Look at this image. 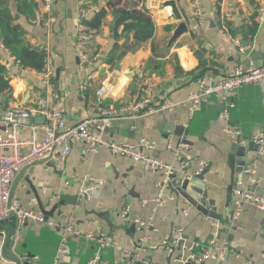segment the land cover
I'll use <instances>...</instances> for the list:
<instances>
[{
	"label": "crops",
	"instance_id": "crops-1",
	"mask_svg": "<svg viewBox=\"0 0 264 264\" xmlns=\"http://www.w3.org/2000/svg\"><path fill=\"white\" fill-rule=\"evenodd\" d=\"M212 1L216 2L215 9ZM134 2L150 14L154 33L146 42L130 49L135 43L132 32H122L121 25L115 39L114 27L116 12ZM83 5L88 17L102 8L107 12L100 29L90 32L85 39L87 52L99 53V57L93 64L81 67L75 44L78 15ZM262 5L263 0H200L201 24L193 30L197 19L193 15L192 0H53L50 13L43 9V0H0L2 14L6 9L12 16L23 42L30 46H47L55 69L60 68L58 78L55 70L52 83L63 98L61 104L68 125L104 108H120L137 99L149 98L148 105L154 108L166 99L180 102L171 109L138 117L128 113L127 117L111 120L106 135L116 142L129 143H136L141 136L149 138L155 144L153 153L175 167L179 163L174 149L183 144L189 160L185 173L192 174L199 168L200 161L205 163L201 174L203 190L207 200H213L219 218L205 215L172 192L163 184V172L133 163L105 148L84 152L82 141L71 143L62 169L53 161H39L22 170L13 183L11 197L17 198L24 207L40 211L37 196L48 210L58 194L86 193L87 199L78 206H61L52 217L63 222L72 218L83 234L100 233L110 239L116 247L104 248L103 259L112 260L129 251L154 264H187L188 247L195 242L207 244L216 231L217 243L228 246L231 253L224 260L208 259L199 264H264V211L246 205L232 216L235 179H241L248 190L264 197V154H258L257 150L245 151V165L251 173L232 170L238 168L236 162L241 160L240 154L232 153V163L229 159L233 144L246 147L249 141L254 142L255 135L264 131V78L231 93L235 105L229 110L227 120L219 117L221 102L211 99L194 111L183 102L196 90L195 79L200 72L218 77L234 65H247L250 61L263 64L264 10L259 11ZM166 6H171L172 16L167 14ZM180 21L186 23L187 31L169 44ZM221 21L228 37L217 29ZM252 22L257 23L256 32L253 37L244 39L246 26ZM115 43L119 48L113 51ZM0 64L5 67V76L12 87L5 106L32 109L44 96L54 102L41 86L38 71L20 66L3 44L1 30ZM195 69L197 71L192 73ZM88 74H92V78L86 80ZM100 86L108 88L110 93L99 96ZM31 122L37 120L33 118ZM176 126L186 129V135L176 134ZM228 126L240 131L238 142L226 131ZM30 131L23 130L21 137L27 138ZM37 136L40 138L42 133L38 132ZM177 175L183 176L179 171ZM159 193L161 204L154 200ZM124 206L130 207L131 216L153 222L155 231L148 232L147 240L142 243L139 238L146 232L121 219L120 211ZM9 222L14 231L6 225L2 229L6 238L8 234L14 235L7 240V258L2 256L3 244L0 245V264H14L9 255L18 256L23 263L28 252L32 254L31 263L52 264L62 238L58 229L35 221L21 226L15 220ZM171 228L173 238L175 234V237L182 234L183 239L179 243L173 240L168 246L166 241ZM65 246L60 264H88L96 249L85 237L70 234H65Z\"/></svg>",
	"mask_w": 264,
	"mask_h": 264
},
{
	"label": "built area",
	"instance_id": "built-area-1",
	"mask_svg": "<svg viewBox=\"0 0 264 264\" xmlns=\"http://www.w3.org/2000/svg\"><path fill=\"white\" fill-rule=\"evenodd\" d=\"M53 0H43V9L50 13ZM212 7L216 8V2L212 1ZM193 15L197 21L193 30L201 24L200 20V0H192ZM140 7V5H138ZM169 16H172L171 6L165 7ZM264 10L263 5L259 11ZM80 22L76 26V44L75 51L80 61V66L93 64L99 57V53H88L85 48V39L88 38L84 33L82 20L88 17V12L80 10ZM218 31L224 33L228 37L225 25L221 21L217 27ZM234 43L240 45L238 40ZM37 47L45 52L44 64L38 71V79L45 92L50 93V98L44 96L40 98L35 108L29 109L22 106L7 105L0 106V245L4 242L5 233L2 229L4 221L16 220L17 225L21 226L27 221H35L46 224L58 229L62 238L56 250L52 264H60L63 254L66 251L65 234L75 237L83 236L85 239L93 242L96 246L95 251L88 260V264H135L140 261L141 264H154L146 258H139L137 254L131 252H123L120 257L112 260L102 258V250L104 248H115V244L102 236L100 233L83 234L76 227L72 218L66 222L59 221L52 216L45 217L38 210L24 207L17 198L11 197V189L13 183L19 173L35 162L53 161L60 169L65 166L71 151V143L73 141H82L84 143V152H96L100 148H105L111 153L129 158L133 163H140L150 169L163 172L166 184L171 174L181 172L183 175L191 178L200 175L205 169V163L200 161L199 168L192 174L185 173L189 165L188 151L183 144H179L174 149L175 158L178 160V167L169 162L164 161L153 153L154 142L149 138L141 136L136 143L116 142L106 135V128L111 120L127 117L128 113L132 117H138L150 114L152 112L171 109L180 102L166 99L158 108L149 107V98H142L132 101L126 106L120 108L107 107L99 113H95L91 117H86L79 122L68 125L65 118V109L62 107V96L56 92L52 79L55 76V65L52 60L49 48L45 45H37ZM240 50L243 47L240 46ZM142 77V73H139ZM92 78V74H88L86 80ZM264 78V61L261 65H256L250 61L247 65H234L224 75L213 76L208 74H199L196 79L197 88L191 92L186 100L191 111L197 109L201 104L209 100H215L223 103L222 109L219 111V117L227 120L229 116V108L234 107L231 100V93L243 86L257 83ZM110 93L108 88L100 86L97 94L102 96ZM43 116V122H31L33 118ZM25 129H30L27 138L23 139L21 133ZM226 131L232 134L236 139L241 135L237 129L228 128ZM41 132L39 138L37 133ZM254 142L258 145V154H264V131L253 137ZM246 173H251V169H245ZM233 201L235 205V214L246 205L254 206L264 211V197L248 190L241 179H235L232 190ZM157 204H161V193L157 194L154 199ZM234 215V214H233ZM120 217L123 221L133 223L139 230L146 232L139 238V243L147 240L148 232L155 231L151 220H144L138 216L130 215V207L124 206L120 211ZM181 232V229H178ZM216 231L207 244L195 242L188 247L189 257L187 264H199L205 260L214 261L224 260L230 252L228 246H220L215 237ZM176 235V234H175ZM174 235V243H179L183 239L182 234ZM29 264L31 263L29 261Z\"/></svg>",
	"mask_w": 264,
	"mask_h": 264
},
{
	"label": "trees",
	"instance_id": "trees-1",
	"mask_svg": "<svg viewBox=\"0 0 264 264\" xmlns=\"http://www.w3.org/2000/svg\"><path fill=\"white\" fill-rule=\"evenodd\" d=\"M109 1L112 2L113 0ZM80 10H84V5L81 6ZM2 12L3 10L1 9L0 30L3 44L8 49H10L12 54L16 57V60L20 66L40 71L44 64L45 52L39 49L37 46H30L29 44L24 43L21 39L22 33L20 31V28L18 25L13 23L12 16L7 13L6 9V13L2 14ZM106 12L107 11L102 8L95 12L92 17H87L82 20L84 33L87 35V37L90 35V32H95L100 29V27L103 25ZM116 15V25L114 27L115 39L118 37L116 31L118 27L122 25V32H132L133 40L135 43L133 47L131 46L132 48L130 47V49H135L141 43L146 42L153 36L154 23L150 17V14L146 9L138 7L135 2L127 8L118 10L116 12ZM256 29V22H252L250 25L248 24L245 29L244 39L253 37ZM118 48L119 45L115 43L112 50L115 51ZM110 55H112V52L110 53ZM196 69L192 73H195L197 71ZM200 74L203 73L200 72ZM11 89L12 87L9 84L7 77L5 76V67L0 64V106H5L7 104L8 100L11 97ZM6 90H8L7 93H5ZM230 109L231 108H229V110Z\"/></svg>",
	"mask_w": 264,
	"mask_h": 264
},
{
	"label": "water",
	"instance_id": "water-1",
	"mask_svg": "<svg viewBox=\"0 0 264 264\" xmlns=\"http://www.w3.org/2000/svg\"><path fill=\"white\" fill-rule=\"evenodd\" d=\"M173 14V12H172ZM176 16L179 18V15L176 14ZM111 25H114V22L111 23ZM187 31V25L184 21H180L178 26L175 28V30L172 33V36L169 40V44L174 41L180 34L184 33ZM198 54V53H196ZM60 73V68H56V78H58ZM37 121L39 122H43L44 121V117L43 116H37L35 118ZM174 132L178 135H186L187 130L186 129H182L181 126H176L174 128ZM246 138V137H245ZM240 140V137L237 138V142ZM186 141V140H185ZM237 144V143H236ZM233 144L229 153V159H230V163H232V159H233V155L232 153H237L241 155V160L237 163V167L238 168H233L232 170L234 171H243L246 168L245 165V151L246 150H257L258 145L255 144L253 141H249L248 145L246 147L242 146V148L238 147V144ZM252 146V147H251ZM52 166H55L53 164V162L51 163ZM204 173V171L202 172V174ZM202 175H195L191 178H188L187 176L183 175H177V173L171 174L169 176V181L166 183L167 187L169 189H171L172 192H174L176 195H181L182 197L185 198L186 201H188L190 204H192L193 206L197 207L200 211H202L205 215H208L211 218H215L218 219L219 218V214L216 212V208L214 206V202L213 200L209 199L207 200L206 198V193L203 190L204 189V183L202 182ZM33 192L35 193V189H32ZM55 201L53 202V205L51 206L50 209H45L44 205L42 204V202L40 201L39 197L37 196V203H38V208L39 210L44 214L45 217L48 216H52L54 214V212L57 210V208L61 207V206H65V205H79L81 203V201H84L87 199V194H83V195H78L77 193H68V192H63L61 194H58L57 197L55 196ZM232 213V211H231ZM234 214V211H233ZM232 214V216H233ZM16 221V220H15ZM17 224V222H16ZM9 226L11 228V232L14 231V226L12 223H10L9 221H4L2 226ZM134 225V224H133ZM172 230L173 228H171L170 230V234L169 237L166 241V244L168 246L172 245L173 243V236H172ZM10 235H14V234H8V238L10 237ZM8 238L4 239V243L2 245V256L4 258H7V252H6V246L8 243ZM20 255V254H19ZM7 256V257H6ZM9 259L14 263V264H29L30 259H32V254L30 252L27 253V260H25L23 263H21L20 259L18 256H14V255H9ZM135 264H141L140 261H137Z\"/></svg>",
	"mask_w": 264,
	"mask_h": 264
}]
</instances>
